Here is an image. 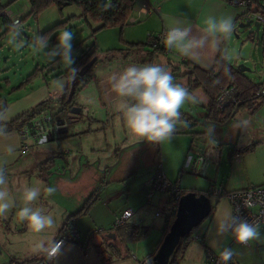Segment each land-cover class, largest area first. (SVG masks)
<instances>
[{
  "label": "rangeland",
  "instance_id": "rangeland-1",
  "mask_svg": "<svg viewBox=\"0 0 264 264\" xmlns=\"http://www.w3.org/2000/svg\"><path fill=\"white\" fill-rule=\"evenodd\" d=\"M0 3L9 12V20L22 19L21 23L17 25H12L10 22L4 24L0 20V102L6 106L0 112L2 114L6 111L9 100L12 98L10 94L16 91L11 90V87L17 85L38 65L40 74L37 79L39 80L42 74L48 75L47 81L59 78L60 76L58 77L57 74L67 69L61 62L59 55L50 56L60 32L68 30L75 34L73 41L75 58L85 46L91 43L96 46L95 59L97 63L93 70H99L101 79L88 81L76 92L72 107H78L79 112L71 111V107L67 111L60 112L57 116L49 114L53 122L56 121L57 117L67 121L68 133L74 134L83 151L64 156L57 155L60 157H54V161L52 163L49 161V164L44 167L43 176L46 177L47 181H51L52 187L58 184L60 189L63 191L68 189L67 191L72 192L78 198L87 199L91 194H95V191L98 193L99 189L102 188L101 192L98 193L100 195L99 200L94 207V211L100 216H104L106 204L111 199L108 194L112 197V193L118 192L111 205L122 209L127 197L130 200V196L139 192L143 186V193H149L146 182L154 175L159 164L169 180L174 182L179 177V185L189 190L198 179L202 180V178H200L199 173L179 172L182 166L181 162L186 154L193 156L197 155L196 153L204 154L207 152L206 156L210 157L209 151L214 148L218 155L216 159V164H218L221 153L225 154L222 149L228 144L220 145L219 142H227V139L231 138L233 134H240V126L242 125L249 131L251 123H253L250 118L258 119L259 124H264V108H262L260 100H256L257 102L253 107L250 104L242 106L228 124L215 125L209 123L202 116V102L204 100L202 89L199 88L194 91V89L188 88L197 97L198 102L195 104L186 103L180 109L184 113L182 115L184 120L177 124V128H181L184 132L175 133L170 143L157 144L141 140L131 133L123 114L118 110L121 100L111 90L110 77L113 73H118L132 64H138V66L152 64L148 55L136 56L130 50H127L129 51L127 54L122 53L119 48L128 46L129 49L135 46L127 45L120 38L121 30L119 27L103 28L93 35L92 30L97 27V24L93 21L87 22L81 15L80 7L76 4L66 6L63 9L52 5L39 13L37 17H33L29 14L31 7L28 0H0ZM251 9L264 11V2L257 0ZM238 25L239 22L235 25L236 31L232 33L233 41L229 45L227 53L228 62L233 63L235 57L240 58L237 65L242 64L245 69H249L251 72L246 71L247 76L257 80L264 73V54H262L261 48L255 45L256 41L252 40L249 30H253V28H242ZM17 29L21 35L13 39ZM259 34L264 36V26L260 27ZM41 38H48L47 47L42 51L38 47ZM21 42L22 46L16 50L15 46ZM145 46L148 50L151 49L147 44ZM6 80H9V83ZM56 81L60 80L56 79ZM99 81L108 83V89H103L102 83L99 84ZM174 81L185 84L187 79L175 76ZM252 142H256V139H252ZM230 147L234 146L230 145ZM29 153H26L23 158L30 156L31 159L32 154ZM245 159L238 171L239 174H248L250 178H259L264 171V143H258L253 147ZM220 172L217 173L218 182L222 179L226 181V174L229 173V177H231L234 171L232 169L231 171L224 172L221 170ZM32 176L34 178L31 181H36L35 174ZM20 179L23 180L22 175ZM105 183H108L106 190ZM148 193L146 194V201L148 200ZM58 194L56 191L55 196ZM17 195L21 196L18 193ZM152 196L161 195L154 192ZM148 207L150 209L142 216L145 222L142 224L150 228L145 236L130 243V248L134 250L135 255L141 261L153 253L166 225L163 217L154 216L158 206L152 208L151 202ZM17 213L18 210L16 209L10 222L13 229L20 227V223H18L20 219ZM206 218L200 226L204 224ZM87 219L85 218L83 221ZM194 233L195 231L191 234L188 244L192 248L195 245H200L197 240L192 238ZM37 235L38 233L31 230V233L24 237V241L27 243L28 237ZM101 236L102 233L99 234L100 238ZM0 239H2L1 236Z\"/></svg>",
  "mask_w": 264,
  "mask_h": 264
},
{
  "label": "crops",
  "instance_id": "crops-1",
  "mask_svg": "<svg viewBox=\"0 0 264 264\" xmlns=\"http://www.w3.org/2000/svg\"><path fill=\"white\" fill-rule=\"evenodd\" d=\"M145 1L149 5L150 11H146L142 4H138L129 15L127 24L120 29V38H122L127 45H135L138 43L141 45L129 49L128 46H126L119 48V50H121L122 53L125 52L126 54L129 53L127 50H130V52H133L136 56H139L140 54L148 55L152 60V64L156 62V64L164 67L167 71L171 72L173 78H175V76L184 77L180 74L187 71L188 64L190 63L196 65L202 70H209L219 53H221L228 61L227 53L229 45L233 41L232 33L236 31L235 25L238 22L240 24L246 21L243 16L244 11L240 8L229 5L227 0ZM207 16H215L217 18L231 17L234 28L231 35L226 39L223 37H213L211 35L207 36L204 47L197 49L199 53L197 56L189 58L182 56L175 49L170 50L167 47H164V49L148 50L145 46L149 35H156L163 30H166V22L173 18H176L177 21L175 26L188 27L190 25L191 36L199 38L201 35H204L202 32V29L204 28L203 21ZM234 59L233 63H228L237 68L240 58L238 59L235 57ZM38 66L37 69L39 70ZM94 70L91 73L93 78L90 82L101 79L99 70ZM40 71L42 74V69ZM241 73L247 76L246 71ZM247 77L254 83H260L264 80V73H262L257 80L250 78L249 76ZM37 78L38 77L33 80L32 84H28L24 88L16 90L10 94V97L12 98L9 100L6 111L3 113L7 119L3 122H8L14 119L40 101L47 99L57 100L55 97L52 98V96L61 94V91L58 90V85L55 83L56 79L63 81V88L66 85V80L63 76L52 79L51 81H47L49 77L44 74H42L40 80ZM184 78L186 80V77ZM6 81L9 83V80ZM98 83H102L101 86L103 89H108V83L103 81H99ZM182 85L191 89L187 82L185 84L182 83ZM197 89L199 88H195L194 91ZM202 103V116L204 117L206 113L205 106L208 103V99L205 94ZM261 103L262 108H264V99H261ZM250 120H252L254 124L251 123V129L249 131H247L243 125L240 126V133H242L241 137L239 136V133H235L231 136V138L227 139V142H219L220 145H225L226 143L228 144L224 147V149H222L225 154L221 153L218 159V164H216L218 155L214 148L209 151V153H211V158L206 156L207 152L204 154L201 152L196 153L197 155H202L204 159L198 171L200 178H202L203 181L198 179L190 189L206 191L212 187H220L225 191H231L248 186L264 185V171H262V175L259 178H250L248 174L240 175L238 172L244 163V159L250 152H245L239 156H233V147H230V145L238 147L241 143L246 144L251 142L252 139H256V142L259 144L264 143V124H259V122H257L258 119L253 120L250 118ZM231 121L232 120L229 122ZM66 132L67 137L59 138L56 136L53 139L45 141L41 144H34L30 139L20 141L17 132H9L6 137H0V165L5 168L8 181L4 188L9 193L10 198L14 201V206L4 216H0V236L2 237V239H0V264H10V256L22 260L40 253L41 250L38 245L42 241L46 242L55 238L67 216L76 212L87 200L74 196L72 192L67 191L68 189L63 191L58 187V184H55L54 186L59 193L57 196L53 195L48 197L43 194V190L46 187L52 186L51 181H47L46 177L43 176L44 167L49 164V161L52 163L54 161V157H60L57 155L64 156L83 151V148L78 145V140L76 141L74 134L68 133L67 130ZM9 146L13 148V152L11 154L7 151ZM23 146H28L29 149L24 151ZM26 153L32 154L31 159L30 156L25 159L23 158ZM189 156L192 155L186 154L185 158ZM184 159L181 162L182 164ZM232 169L234 171L233 176L229 177L228 173L226 174V181L222 179L218 182L217 173L221 170L226 172L228 170L231 171ZM34 174L36 181H31L34 178L32 176ZM21 175L23 180L20 179ZM16 176L19 177L16 178ZM149 181L150 180L146 182L147 186ZM105 184L106 190L108 183ZM25 186L37 187L42 193L41 197L30 206L34 208H41L46 214H51L55 219V226L53 228L46 229L45 231L38 233L37 236L28 237L27 243L24 241V237H27V234L31 233L32 229L29 224L26 221L20 222V220H18L20 227L13 229L11 227L12 224L10 223L13 218L14 211L16 209L19 211L20 208L24 206L22 197ZM101 190L99 189L98 193H100ZM143 190L144 186L139 189V192L130 196V200L129 197H127V204L125 203L122 209L117 208L115 205H111L114 196L118 195V192L116 194L112 193V197L108 194V197L111 199H109L108 204H106L104 216H100L94 211L95 204L100 197L97 191H95L96 193L94 197L97 196L98 198L92 202L85 214L77 217L73 221L79 230L80 240L77 242L67 243L63 246L59 254L53 260L52 264H140L141 260H139L137 255H135L134 250L130 248V244L128 245L129 253L127 256H121L123 252L122 250H120V252L111 250L108 244L109 241H114L115 235L114 237H109L107 234L113 233V223L116 217L120 215L121 210L131 209L133 211V216L129 222L132 224L139 223L143 225L142 223L145 222L143 221L142 216L148 209H150L148 206L151 202L152 208H156L164 201L165 196L157 192L161 196L151 195L152 200L148 203V200L146 201V194L148 192L145 191L147 193L144 194ZM17 193L21 196L17 195ZM214 200H216V197L212 196L211 201L213 202ZM217 201L216 207L211 212L210 216L206 218L204 224L195 230L194 236L199 235L201 237L200 240H197L200 245H195L194 248L189 245L180 264H204L205 249L219 253V251L224 247L232 248L234 252L232 261L234 264H264V239L259 241H250L247 246H242L233 240L230 232L224 234L219 233L220 225L228 222L229 214L232 213V207L230 202L224 197L217 199ZM85 218L88 219L83 221ZM167 228L166 226L164 227L162 236L150 256H152L157 250L167 231ZM109 229L112 231L106 232ZM260 230L262 236H264V225L260 226ZM100 233H102L101 238L99 237ZM29 238H31V240H29ZM96 245H101L100 248L102 250L105 248L107 251L102 252L100 255L96 250Z\"/></svg>",
  "mask_w": 264,
  "mask_h": 264
},
{
  "label": "clouds",
  "instance_id": "clouds-1",
  "mask_svg": "<svg viewBox=\"0 0 264 264\" xmlns=\"http://www.w3.org/2000/svg\"><path fill=\"white\" fill-rule=\"evenodd\" d=\"M102 10H106L101 5ZM176 18L166 22V31L163 38L165 47L175 49L182 56L192 58L199 55L197 49L204 47L207 36L223 37L226 39L233 31L234 25L231 17L207 16L203 23L204 28L199 38L191 36V26H175ZM20 31L13 35V39L20 36ZM47 39L41 38L39 49L42 51L47 47ZM75 34L64 30L59 33L56 44L50 56H60L61 62L68 68L72 80H75L79 74V69L73 67L75 56L73 55V41ZM22 46L17 44L16 50ZM58 90H63V81H56ZM111 90L121 102L118 110L123 114V118L131 133L141 140L149 143L162 144L170 143L177 130V124L181 123L180 109L186 103L195 104L197 97L193 95L188 88L180 83H176L171 72L158 64L129 65L118 73H113L110 77ZM7 117L0 113V137H6L5 121ZM9 154L13 152L11 146L8 147ZM5 168L0 165V216H4L13 206L14 201L4 186L7 184ZM57 189L49 186L43 190L45 196L55 195ZM41 190L37 187H24L23 201L24 206L20 208L17 215L21 221H26L30 228L41 233L46 229L55 226V219L51 214H46L39 207L30 205L41 197ZM248 202L245 201V206ZM234 215L229 214V220L226 224L219 227V233H228L231 230V236L239 244H248L250 241H259L264 239L261 234L260 224L249 223L247 220H239ZM63 245V241H57L54 238L50 241L41 242L38 247L45 253L46 259L55 258ZM234 252L232 248L224 247L219 251V259L223 264L231 260Z\"/></svg>",
  "mask_w": 264,
  "mask_h": 264
},
{
  "label": "trees",
  "instance_id": "trees-1",
  "mask_svg": "<svg viewBox=\"0 0 264 264\" xmlns=\"http://www.w3.org/2000/svg\"><path fill=\"white\" fill-rule=\"evenodd\" d=\"M28 1L31 7L29 14L32 15L33 17H37L39 13H41L43 10H45L46 8L52 5H55L59 9H63L66 6L76 4L77 6L80 7L81 15L84 17V19L87 22L93 21L97 24V27L92 30L93 35L97 31L107 27H119L120 29H122L127 24L128 17L131 14L132 10L138 4L139 5L143 3L147 4L145 0H28ZM101 5L105 6L106 10H102ZM3 11H5V7L0 3V20H2L4 24L9 23L10 20L8 19V16L3 14ZM21 21L22 19H20V23ZM261 44L264 45V37L261 38ZM140 45L141 44L138 43L135 44L134 46H140ZM95 53H96V46L94 43H91L90 45L85 46L76 56L75 64L73 65V67H77L79 69V72L80 70L85 69L93 58L94 61L91 67L87 69V71L83 74L81 78H79V82L78 83L75 82L74 93L71 97V100L68 101L67 99H68L69 91L71 89V83L73 80L71 79L70 72L67 68L64 72L57 74L58 77L63 76L66 80V85L60 94L61 96L57 100L47 99L40 101L31 108H29L28 110L24 111L23 113L15 117L14 119L8 122H3L5 125L6 133L19 131L23 126L29 125L33 119H35L36 117L42 114H50L57 116V114H59L60 112L69 110L74 105L73 101L78 89L84 86L88 81H90L93 78L91 73L93 71L95 64L97 63L95 59V55H96ZM38 75L39 72L38 69L36 68L30 74H28L23 80H21L17 85L11 87V90H19L24 88L29 83H31L32 80L38 77ZM180 75L186 77L187 83L191 89H195V88L202 89V91L204 92L205 96L208 99V103L205 106L206 113L204 119L207 120L209 123H213L215 125L225 124V122L231 116V113L233 112L236 103L242 102L239 108H241L242 106H246L248 104H250L253 107L254 104L257 102L256 100H260L261 103V99H264V94L258 96V94L261 93V91H264V80H262L260 83L252 82L245 74L241 73L235 66L229 64L221 53H219L216 56L213 65L209 70H202L196 65L190 63L188 64L187 71ZM228 86H232L237 90L236 101L225 107L223 110H218L215 105V98L222 88ZM181 114L184 115V113L182 112ZM235 114L231 118V120L235 117ZM181 117H182L181 120H184L183 116ZM65 122L67 121L65 120ZM67 129H68V125L66 123L65 130L59 131L57 134L52 133L47 141L53 139L56 136L59 138L67 137L66 134ZM183 132L184 131L181 128H177L175 133H183ZM239 136L241 137L242 133H240ZM257 144L258 142H252V141L246 144L241 143L240 146L233 147V154H234L233 156H239L245 152H250L252 151L253 147H255ZM159 166H157V169ZM179 172H181V169ZM151 179L148 183L149 192H150ZM174 182L179 184V177H177V179ZM179 187L181 189V194L188 192L187 189L182 188L180 185ZM218 188L221 189V195L215 196L216 200H214L213 202L211 201L212 202L211 212L216 207V204L218 202L217 199L223 197V194L227 192L223 188L220 187ZM189 190L197 194L203 192L206 195H208L210 198L212 197L209 194V189L206 191H199V190L197 191L194 189H189ZM94 195L95 194L87 198L85 203L76 212L67 216L59 232H61L64 225H66L68 222L73 223L75 225L73 221L77 217L85 214L88 211L89 207L91 206L92 202L98 198L97 196L94 197ZM170 223L171 222H166V226L169 227ZM200 224L197 227H195L189 235L182 237L180 239L177 247L170 256L168 264H180L185 254V251L188 247V244L190 242L191 234L200 226ZM149 228H150L149 226H143L139 223L132 224L129 221L122 226L112 227L113 231L109 229L106 232L112 231L115 235V239L114 241H109L108 245L111 248V250L115 252H120V250H122L123 252L121 256H127L129 253L128 245L138 240L139 238L145 236ZM194 237H196L195 240L201 239L199 235L193 236L192 238L194 239ZM100 247L101 245L100 246L96 245V250L101 255L102 252L107 251V249L104 248L102 250ZM42 254L43 251H41L40 253L34 256L22 260L10 256V264H34L39 260V256H41Z\"/></svg>",
  "mask_w": 264,
  "mask_h": 264
},
{
  "label": "built area",
  "instance_id": "built-area-1",
  "mask_svg": "<svg viewBox=\"0 0 264 264\" xmlns=\"http://www.w3.org/2000/svg\"><path fill=\"white\" fill-rule=\"evenodd\" d=\"M257 2V0H227V3L233 7L242 9L243 16L246 20L252 19L260 23V26H264V11L252 10V5ZM142 6L146 11H150L149 5L143 3ZM3 14L9 17V12L3 11ZM12 25L20 24V19L15 18L10 20ZM166 30L156 34L149 35L147 40V45L151 49H161L165 45L163 43V38ZM61 95L58 94L55 99H58ZM237 97V90L228 86L222 88L215 98V105L218 110H223L228 105L234 103ZM66 128V122L59 118L56 121H52V117L49 114H42L31 121L29 125L23 126L19 131H17L20 141L32 140L34 144L44 143L49 139L52 133L57 134ZM24 151L28 150V146H23ZM202 155L189 156L184 159L181 167V172L188 171L192 174H197L199 167L203 162ZM154 192H158L165 196L164 201L155 210L154 216L163 217L166 222H172L175 218L178 200L180 198L181 189L179 184L169 180L164 174L161 165L158 167L156 173L151 179L150 192L148 194V203L151 202V195ZM210 196L221 195V189L212 187L209 189ZM223 197L226 198L232 207L231 215H234L239 220H247L249 223H259L260 226L264 225V185L258 186H248L245 188H240L236 190H231L225 192ZM245 201L248 205L245 206ZM133 216V211L131 209L123 210L119 216L116 217L113 227H119L128 222ZM166 226V225H165ZM167 228V226H166ZM169 227L167 228V230ZM231 233V230H229ZM80 238L79 231L77 227L68 222L64 225L61 232L54 238L57 241H63V246L70 242H76ZM196 238V237H194ZM234 240V238H233ZM235 241V240H234ZM236 242V241H235ZM242 246H247L248 244H241ZM60 249V250H61ZM204 264H223L219 259V253H215L209 249H205L204 254ZM53 259H46L45 253L39 257V260L34 264H52ZM140 264H155L152 260V256L146 257L141 261ZM227 264H234L231 260Z\"/></svg>",
  "mask_w": 264,
  "mask_h": 264
},
{
  "label": "water",
  "instance_id": "water-1",
  "mask_svg": "<svg viewBox=\"0 0 264 264\" xmlns=\"http://www.w3.org/2000/svg\"><path fill=\"white\" fill-rule=\"evenodd\" d=\"M264 2V0H262ZM239 27L242 28H253V30H249L252 40L256 41L255 45H258L261 48L262 54H264V45L261 44V36L259 34L260 23L257 21H253L252 19H248L239 24ZM94 58L89 62L85 69L80 70L78 77L72 81L71 89L68 94V101L71 100V97L74 93V85L75 82H79V78L83 76V74L87 71L88 68L93 64ZM237 69L240 72L250 71L249 69H245L242 64L237 66ZM264 94V91L258 94V96ZM242 102H238L235 105L231 116L225 122L227 124L234 114L237 112L239 106ZM5 109V104L0 102V112ZM71 111L79 112L78 107H72ZM60 119V117H58ZM61 123H63V119H60ZM64 128L63 130H65ZM212 210V202L211 198L205 193H195L193 191H188L180 196L177 204L176 214L174 220L171 222L169 229L166 231L160 245L158 246L155 253L152 255V260L155 264H168L170 256L174 252L177 247L180 239L185 237L191 233V231L197 227L211 212ZM109 237H114L113 233L107 234Z\"/></svg>",
  "mask_w": 264,
  "mask_h": 264
}]
</instances>
